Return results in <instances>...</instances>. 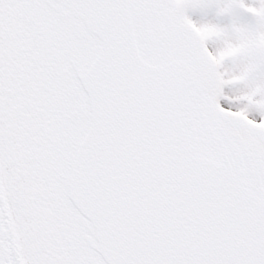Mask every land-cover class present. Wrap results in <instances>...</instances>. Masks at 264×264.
Instances as JSON below:
<instances>
[{"label":"snow or ice","instance_id":"snow-or-ice-1","mask_svg":"<svg viewBox=\"0 0 264 264\" xmlns=\"http://www.w3.org/2000/svg\"><path fill=\"white\" fill-rule=\"evenodd\" d=\"M0 264H264V0H0Z\"/></svg>","mask_w":264,"mask_h":264}]
</instances>
